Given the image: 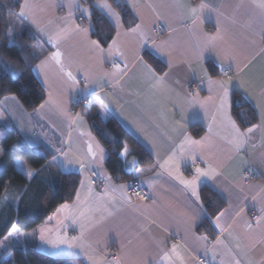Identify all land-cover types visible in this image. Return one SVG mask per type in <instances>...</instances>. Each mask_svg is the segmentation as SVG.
Masks as SVG:
<instances>
[{"label": "crops", "instance_id": "0c3cea01", "mask_svg": "<svg viewBox=\"0 0 264 264\" xmlns=\"http://www.w3.org/2000/svg\"><path fill=\"white\" fill-rule=\"evenodd\" d=\"M121 2L135 19L131 27L108 0L92 1L115 29L106 47L91 36V6L82 0H27L26 17L19 16L47 49L33 67L45 100L29 113L14 95L3 96L0 120L29 147L47 152L60 171L80 176L69 208L59 205L19 244L82 264H199V258L264 264V0ZM57 51L59 61L52 59ZM234 94L253 109L255 125L242 129L235 121ZM84 99L96 102L103 118L118 120L152 163L141 165L125 145L129 154L121 155L125 146L119 154L125 177L108 174L107 151L80 112ZM194 124L203 128L198 136ZM198 168L208 175L197 179L193 195L179 178L193 180ZM133 178L149 192L148 201L126 193ZM202 186L224 202L212 219L213 240L197 231L207 216ZM58 237L74 246L54 247Z\"/></svg>", "mask_w": 264, "mask_h": 264}, {"label": "trees", "instance_id": "16d2710c", "mask_svg": "<svg viewBox=\"0 0 264 264\" xmlns=\"http://www.w3.org/2000/svg\"><path fill=\"white\" fill-rule=\"evenodd\" d=\"M91 36L106 47L114 35L110 21L92 4ZM120 13L123 24L131 27L134 17L121 0H108ZM21 0H0V98L14 95L29 113L35 112L45 100V91L33 74V67L46 53L39 47V40L30 27L18 16ZM148 63L162 73L165 65L145 54ZM210 74L218 72L207 65ZM79 102L80 112L87 119L91 133L107 151L104 165L108 174L123 178L125 172L119 154L125 145L136 152L141 165L153 161L151 154L116 120L103 118L99 105L92 99ZM232 115L238 125L248 128L257 123V116L249 104L239 95H233ZM194 124L191 132L198 136L203 128ZM50 155L29 147L17 129L0 121V264H82L79 259L53 257L41 252L33 244L20 245L6 241L12 229L28 231L42 223L61 204L71 202L79 186L78 172L65 173L49 162ZM25 162L31 175H25L15 162ZM200 199L207 216L197 231L209 239L216 236L212 219L224 206V202L208 186L200 188Z\"/></svg>", "mask_w": 264, "mask_h": 264}, {"label": "snow or ice", "instance_id": "6c2138e0", "mask_svg": "<svg viewBox=\"0 0 264 264\" xmlns=\"http://www.w3.org/2000/svg\"><path fill=\"white\" fill-rule=\"evenodd\" d=\"M28 7H29V5H28V3H27V0H25V3H24V5L21 7V11H20V13H19V16H20V17H22V18L26 17V10L28 9ZM192 11L195 12V9H193ZM59 57H60V53H59L58 51L52 54V59H56L57 61H59ZM145 67H146L147 71H148L150 74H153V75H154V73L152 72V69H151L149 66L145 65ZM69 76L71 77V73H69ZM73 79H74V78H73ZM224 95H225V97H227V95H228L227 89H225V93H224ZM223 103H224V102L222 101V106H223ZM233 127H235L234 124H233ZM249 131H251V129H249ZM237 134H238V135H243L242 133H239V130H238V129H237ZM191 142L198 143V141H191ZM101 151H103V150H101ZM89 152H90V153L92 152L91 146H89ZM128 154H129V149L127 148V146H125V148H124L123 152L121 153V155H122V156H127ZM93 155H95V154L93 153ZM81 167H83V165H81ZM141 171H142V170H141ZM196 173H197V177L194 178L193 180H190V181H187V180H184V179L178 177V178L180 179V182H181V183H183V184H185V185H188V186H192L193 195H196L195 185H196V181H197V179H198L200 176H207V175H208V173L204 172L203 170H201V169H199V168L196 169ZM29 175H31V172H29ZM121 187H124V186L122 185ZM79 195H80V194H79V192H78V193H77V199H79ZM68 208H69V205H68L67 203H65V204H62V205L60 206V209H59V210H64V209H68ZM50 219H51V218H50ZM14 230H15V229H14ZM39 231H40L41 233H44L45 228H44V227H41V228L39 229ZM41 238H42V239L44 238L43 235L41 236ZM5 239H7V237H6ZM74 239H75V238H74ZM51 243L53 244L54 247H58L60 244H68L69 247H73V246H74L71 242H69V241L67 240L66 237H64V238L58 237L56 241H51ZM173 251L175 252V246H173ZM237 264H238V262H237Z\"/></svg>", "mask_w": 264, "mask_h": 264}, {"label": "built area", "instance_id": "2783aa9c", "mask_svg": "<svg viewBox=\"0 0 264 264\" xmlns=\"http://www.w3.org/2000/svg\"><path fill=\"white\" fill-rule=\"evenodd\" d=\"M91 178L94 182V184L102 189L104 187V183L102 180L98 179L96 172H90ZM126 193L132 198V200L135 201H148L150 199L149 192L142 187L139 180L136 178L130 179L126 184ZM256 216L252 214V218H255ZM197 262L199 264H203L202 259H198Z\"/></svg>", "mask_w": 264, "mask_h": 264}, {"label": "rangeland", "instance_id": "374dc122", "mask_svg": "<svg viewBox=\"0 0 264 264\" xmlns=\"http://www.w3.org/2000/svg\"><path fill=\"white\" fill-rule=\"evenodd\" d=\"M0 118H1V114H0ZM15 165L25 175H28L29 172H31L30 166L25 162L17 161L15 162ZM11 233L12 234L8 236L6 241L12 244H18V243H25L26 238L29 237L31 234H33V230L30 229L28 231H21V230L15 229L14 231H11Z\"/></svg>", "mask_w": 264, "mask_h": 264}]
</instances>
